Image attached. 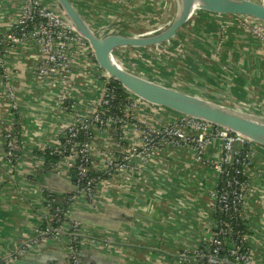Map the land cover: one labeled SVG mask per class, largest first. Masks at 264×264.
I'll list each match as a JSON object with an SVG mask.
<instances>
[{"label": "crops", "instance_id": "crops-1", "mask_svg": "<svg viewBox=\"0 0 264 264\" xmlns=\"http://www.w3.org/2000/svg\"><path fill=\"white\" fill-rule=\"evenodd\" d=\"M23 1L0 0V37L10 32ZM41 1L54 4V0ZM72 2L94 27L111 20L128 27L127 17L134 7L148 15L158 14L164 4L175 11L174 0ZM179 36L174 46L180 44L185 55L158 70L162 79H151L264 116V42L240 19L197 10ZM43 58L31 41L14 45L0 58V119L4 122L0 128V258L7 264L42 228L47 215L44 189L57 196L76 192L67 164L44 167V150L57 143L74 113L98 104L106 80L96 60L79 55L68 81L57 84L52 76L38 72ZM65 101L72 105L69 110ZM134 111L144 126L152 128L180 118V113L146 101H139ZM9 128L19 131L23 151L14 164L5 158L3 135ZM126 130L123 143L111 127L95 130L92 157L98 170L114 152L125 155L139 144L140 133L133 126ZM251 146L243 213L250 258L264 264V147ZM222 157L223 141L217 137L210 140L202 158L189 143L165 145L145 164L134 157L113 177L100 181L94 201L72 200L70 219L85 227L80 240L82 264H184L185 255L201 240L213 237V190L218 177L214 166ZM68 239L65 233L57 238L48 235L32 254L54 253L58 263L67 264Z\"/></svg>", "mask_w": 264, "mask_h": 264}, {"label": "built area", "instance_id": "built-area-1", "mask_svg": "<svg viewBox=\"0 0 264 264\" xmlns=\"http://www.w3.org/2000/svg\"><path fill=\"white\" fill-rule=\"evenodd\" d=\"M237 18L250 29L252 34L258 36L264 42V22ZM23 41H31L44 53V58L38 66V72L43 76H52L57 84L68 81L75 57L85 55L96 60L88 40L67 22L56 9L41 0H24L22 2L20 15L14 21L10 32L4 37H0V58L9 52L11 47ZM110 77L105 71L106 80L103 95L98 104L89 111L74 113L73 120L60 135L57 143L51 147V153L60 156V161L52 168L60 167L62 164H67L68 170L73 167L76 168L78 183L80 184L79 187L76 184L77 194L68 199L70 202L66 209L56 207L59 216L56 222H60V225L58 227L47 225L43 228L44 223L51 216L47 214L46 217H43V225L37 235L32 241L29 240L21 245L20 249L12 254L14 258L25 256L27 253L32 254L33 247L43 242L48 235L57 238L61 233H65L67 236L69 234L73 236L68 239L67 244L69 256L72 257V264H82L81 259L76 254L77 248L74 243H76L77 236L79 237L85 231V227L79 220L70 219L71 201H76V199H83L88 202L94 201L98 192L97 185L100 181L113 177L120 170L127 167L134 157L145 164L165 145L189 143L194 147L198 158H202L210 140L215 137L221 139L223 141V157L214 166L218 175L213 190L214 217L217 210H221L232 213L235 218L245 219L243 203L248 185L247 180L240 179L239 175H246L247 168L250 165L249 152L253 142L229 128L183 114H180L177 122L156 128L144 126V123L138 120L134 111L137 103L144 100L128 90L129 96L125 98L126 102H124V99L119 100V96L109 91ZM64 105L67 110L72 107L68 101H65ZM114 108L120 110L122 116L106 115L107 111ZM3 123L0 119V128L3 127ZM128 126H133L140 133L141 140L139 144L133 146L131 151L125 155H118L114 152L108 159L107 164L101 170H98L92 157L95 130L111 127L114 130L115 138L118 142L123 143L128 135L126 130ZM116 128L122 130L120 133L121 139L116 137ZM19 134L17 129H4L5 158L10 163L15 149L19 146ZM80 135L85 136V138L79 139ZM234 164L239 167L225 181L223 187L219 189L222 175L229 176L230 171L227 168L229 165ZM94 173H98L103 178L95 176ZM50 207V203L45 204V208L48 210ZM63 219L67 221H63ZM68 223L70 224L68 225ZM231 229L230 224L215 219L212 239L201 240L194 251L185 255L184 264H203L197 258L198 256H207L208 261L206 264H256L250 258L249 235L246 234L240 235L238 233L234 239L236 250H232V254L235 255L236 262H231L225 257H219V253L224 246V240L218 235L225 237V241L229 240L227 245L231 248V240L228 237ZM203 241H211L212 243H208L203 247ZM244 244H247V248L242 250ZM194 255L198 256L194 257Z\"/></svg>", "mask_w": 264, "mask_h": 264}, {"label": "water", "instance_id": "water-1", "mask_svg": "<svg viewBox=\"0 0 264 264\" xmlns=\"http://www.w3.org/2000/svg\"><path fill=\"white\" fill-rule=\"evenodd\" d=\"M172 19L163 27L148 32L129 31L123 23L111 20L94 27L72 0H54L50 7L57 10L91 45L99 66L126 90L138 98L167 107L180 114L201 118L229 128L249 141L264 147V116L250 109L216 102L177 87L165 85L128 67L115 56L119 49H145L162 45L175 38L197 10L264 22V3L258 0H174ZM54 253H27L9 258V264H61Z\"/></svg>", "mask_w": 264, "mask_h": 264}, {"label": "trees", "instance_id": "trees-1", "mask_svg": "<svg viewBox=\"0 0 264 264\" xmlns=\"http://www.w3.org/2000/svg\"><path fill=\"white\" fill-rule=\"evenodd\" d=\"M109 91L115 93L117 96H119V100L124 99L129 96V92L114 78L110 77V81H109ZM118 103V101H117ZM114 104L116 105V103L114 102ZM106 115H115V116H122V112L116 108L109 110L106 112ZM116 137L118 139H121L120 137V133L122 132L121 128H116ZM85 138V136L80 135L79 139H83ZM19 146L15 149L14 151V156L12 157V161L11 163L14 164L16 162V160L22 155V145L20 144V142L18 141ZM45 151V158H46V162L44 167L46 168H50L52 169V167H54V165L60 161V156L56 155V154H52L51 153V148L50 149H46ZM239 166L237 165H229L228 166V170L230 171L229 176L226 175H222L221 181L219 182V189H221L225 183V181L231 177L235 170L238 168ZM69 175L72 177V179L75 181V183L78 185V187L80 186V184L78 183V176H77V171L76 168L73 167L69 170ZM95 176L101 177L103 178V176L99 175L98 173H94ZM239 178L242 180H247L246 179V175L241 174L239 175ZM77 194V192H73V193H67L61 196H57L55 194H53L50 190L48 189H44V196H45V204L50 203V209H49V214L51 215L50 218L44 223L43 228H45L47 225H51L53 227H58L60 225V222H56V219L59 217L57 215L56 212V207H61L62 209H66L68 203L70 202L68 199L71 198L73 195ZM215 219L218 221L222 220L223 223H227L230 224V226L232 227L231 232L229 233L228 237L231 240V244L232 247L230 248L228 244L229 240L225 241V237H223L222 235H218V237H220L222 240H224V246L222 247V250L219 253V257H225L228 258L229 261L231 262H236V258L235 255L232 254V250H236V243H234V239L236 238L237 234L239 233L240 235H249V228L246 222V219H241V217H234L232 216V213L230 212H226V211H221V210H217L216 214H215ZM63 221H67L66 219H63ZM69 239H71L73 236H71L70 234L68 235ZM82 236L80 235L79 237L77 236L76 239V243H74L76 249V254L80 257V240H81ZM208 243H212L211 241L207 242V241H203L202 242V246L205 247ZM247 248V244H244L242 247V250H245ZM198 255H194V257H197ZM198 259H200V261L203 264H206L208 261V257L207 256H198ZM67 264H72V257L68 256L67 260H66ZM0 264H7V261H5L4 259L0 258Z\"/></svg>", "mask_w": 264, "mask_h": 264}, {"label": "rangeland", "instance_id": "rangeland-1", "mask_svg": "<svg viewBox=\"0 0 264 264\" xmlns=\"http://www.w3.org/2000/svg\"><path fill=\"white\" fill-rule=\"evenodd\" d=\"M258 1L264 3V0ZM165 5L166 4H164L163 8H161V11L156 15H148L144 10H137L136 7H134V9L132 8L131 14L129 15V17H127V25L129 27L128 30L136 32H148L165 26L172 19V16L174 14V9H167V6ZM179 37L181 36H179L178 34L171 41L166 42L165 45H167L168 48L167 46H163L161 49H159L160 46H155L145 49H119L116 51L115 56L117 61L125 67H128L140 74H144L149 78L156 77L162 79L163 76H161V73L158 72V70L167 68V64H170L172 59L185 55L183 52V48H178L180 44L178 45V47L177 45L174 46L180 41ZM182 42L184 41L182 40ZM169 47H172L174 50L178 48V51H180L181 53H179L178 51H172ZM180 72L181 70L179 69L178 73L181 75ZM44 211L47 212V214L49 213V210L45 207Z\"/></svg>", "mask_w": 264, "mask_h": 264}, {"label": "bare ground", "instance_id": "bare-ground-1", "mask_svg": "<svg viewBox=\"0 0 264 264\" xmlns=\"http://www.w3.org/2000/svg\"><path fill=\"white\" fill-rule=\"evenodd\" d=\"M171 16V15H170ZM168 17V16H167ZM158 19V18H157ZM163 21V20H162ZM160 23V22H159ZM149 26V25H148ZM137 28H139V27H137ZM153 28V27H152Z\"/></svg>", "mask_w": 264, "mask_h": 264}]
</instances>
